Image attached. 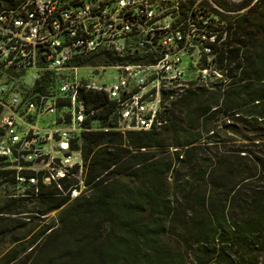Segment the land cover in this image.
Segmentation results:
<instances>
[{
	"label": "trees",
	"instance_id": "1",
	"mask_svg": "<svg viewBox=\"0 0 264 264\" xmlns=\"http://www.w3.org/2000/svg\"><path fill=\"white\" fill-rule=\"evenodd\" d=\"M212 2L223 11L209 19L220 78L185 90L158 126L123 134L115 102L81 91L93 112L70 142L81 179L71 178L78 167L47 185L39 173L25 193L32 207L23 196L0 203V243L11 246L0 264H264V0ZM151 61L111 52L88 59ZM52 212L56 220L32 236L19 233L26 214Z\"/></svg>",
	"mask_w": 264,
	"mask_h": 264
},
{
	"label": "built area",
	"instance_id": "2",
	"mask_svg": "<svg viewBox=\"0 0 264 264\" xmlns=\"http://www.w3.org/2000/svg\"><path fill=\"white\" fill-rule=\"evenodd\" d=\"M214 7L223 12L212 0H0V189L36 186L39 173L49 184L73 167L81 173L70 142L93 114L81 91L115 102L122 134L158 126L161 94L181 92L190 67L214 66ZM106 52L152 61L101 68L117 71L112 83L77 75L96 74L88 59Z\"/></svg>",
	"mask_w": 264,
	"mask_h": 264
},
{
	"label": "rangeland",
	"instance_id": "3",
	"mask_svg": "<svg viewBox=\"0 0 264 264\" xmlns=\"http://www.w3.org/2000/svg\"><path fill=\"white\" fill-rule=\"evenodd\" d=\"M224 1L227 5L229 6H237L240 5L241 2L243 0H222ZM214 9L216 11H218L217 8L214 7ZM224 14H228L225 13ZM211 17L214 18V16L212 15V10H211ZM103 67H107V66H97V68H99V70L97 71L96 74H93L92 71L88 70V69H80L77 71V75L83 79H87L90 81H104L106 83H112L114 82L115 78H117V71L115 70H104L102 71L101 68ZM198 67L192 68L190 67L189 70L187 71L188 73L186 74V76L184 77V80L182 81V83L185 84L183 90L180 92L179 88H177V86L172 87V89L170 91H168L167 93H163L161 94L160 97V105H161V109H160V116H163L165 111L169 110L170 107H172V105L180 98L184 95L185 90H194L198 87H200L201 85H209V82L213 79L212 76H214L215 78H220L219 75H215L213 74L212 70L213 67L210 66L208 67V70L206 71L205 74H202L201 72L197 71ZM212 69V70H211ZM206 84H203V83ZM55 114L51 115V116H45L43 119H41L39 122H41V124H45L48 122H51V120L53 118H55ZM175 115H173L172 118H174ZM179 119H186V116L184 117L183 115L180 116ZM98 127H102L100 122H94L92 124V128L93 129H97ZM55 152V153H54ZM53 154L58 157L59 155L56 153V149L54 148ZM81 173H78L76 176H73L71 178H76L78 180L81 179ZM169 181L171 182V179H169ZM45 185L49 184V182L44 181L43 182ZM82 183H80V190H83L84 187L81 186ZM30 190L29 185H25V186H21V187H14V186H9L6 185L4 188L0 189V203L6 199H10V198H20V197H25L23 200V204L26 206V208H30L35 204V197L32 196H25L26 191ZM75 195H77V192H72L71 194V198L75 197ZM26 215H33L32 217H30V219H24L22 218L23 222H26L27 224H30L28 226H26L25 229L20 230L19 233L20 234H28L30 233L29 236H32V234L34 233V231H36L38 228L37 226H42L45 223L50 222L51 220H56V216H57V212H52L50 214H48L45 217H39L35 214H26ZM40 218H43L42 220H38ZM33 228L32 230H28L29 228ZM28 236V237H29ZM11 246L6 243H0V256L2 253H4L5 251H7V249H9Z\"/></svg>",
	"mask_w": 264,
	"mask_h": 264
}]
</instances>
